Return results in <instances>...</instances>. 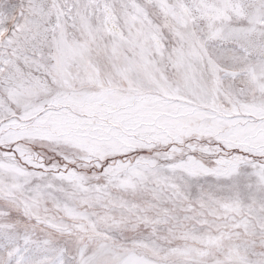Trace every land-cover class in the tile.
<instances>
[{
    "label": "snow or ice",
    "instance_id": "snow-or-ice-1",
    "mask_svg": "<svg viewBox=\"0 0 264 264\" xmlns=\"http://www.w3.org/2000/svg\"><path fill=\"white\" fill-rule=\"evenodd\" d=\"M0 264H264V0H0Z\"/></svg>",
    "mask_w": 264,
    "mask_h": 264
}]
</instances>
